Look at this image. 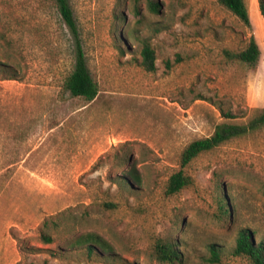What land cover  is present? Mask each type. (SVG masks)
I'll return each instance as SVG.
<instances>
[{"label":"rangeland","instance_id":"374dc122","mask_svg":"<svg viewBox=\"0 0 264 264\" xmlns=\"http://www.w3.org/2000/svg\"><path fill=\"white\" fill-rule=\"evenodd\" d=\"M69 1L99 85L91 102L65 88L76 46L56 1L0 0V264H252L233 248L242 229L264 238V128L196 158L181 193L166 188L191 142L264 108V0H245L251 28L218 0H158L159 14L147 0ZM252 35L255 65L227 56ZM89 232L108 254L69 245ZM159 239L179 261L157 259Z\"/></svg>","mask_w":264,"mask_h":264},{"label":"trees","instance_id":"16d2710c","mask_svg":"<svg viewBox=\"0 0 264 264\" xmlns=\"http://www.w3.org/2000/svg\"><path fill=\"white\" fill-rule=\"evenodd\" d=\"M55 1L64 23L74 38L76 46L74 69L66 79L65 88L74 97H82L89 102L94 101L99 95V85L93 79L89 70L74 10L69 0ZM147 2L151 12L155 14L160 13L161 4L158 0H147ZM218 2L238 17L247 27H252L250 13L245 0H218ZM260 9L264 17L263 1H260ZM135 14H141L139 7L136 8ZM123 35L129 36V33H124ZM226 54L231 59L253 66L258 62L261 50L256 38L252 35L248 40L247 46L242 51L226 52ZM141 57V65L146 71L155 72L157 70V54L149 41L143 42ZM226 117L228 119L233 118L231 114H228ZM262 128H264V108L247 123H221L217 125L211 136L191 142L181 154L180 169L170 177L167 183L166 194L174 196L193 185V179L187 175L186 168L200 155L213 151L227 142L247 136ZM130 179L136 184H139L141 181L140 176L137 174H133ZM123 181H127V179L124 178ZM220 203L222 214H230L229 206L224 197L221 198ZM107 207H112V205L108 204ZM48 226L49 221L44 223V228L47 229ZM256 234L258 232L255 230L251 231L248 228L238 232L233 254L248 258L252 264H264V238L255 241L254 235ZM42 239L47 244L54 242V238L44 229H42ZM69 245L76 249H85L90 257L108 254L110 249L98 234L92 232L77 236ZM209 248L211 252L210 261L213 263L219 262L221 251L218 249V244H210ZM155 253L157 259L162 263H175L180 260V253L175 243L167 240H158Z\"/></svg>","mask_w":264,"mask_h":264}]
</instances>
